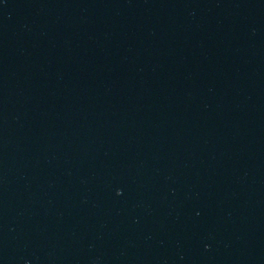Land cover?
Segmentation results:
<instances>
[{"label": "water", "instance_id": "95a60500", "mask_svg": "<svg viewBox=\"0 0 264 264\" xmlns=\"http://www.w3.org/2000/svg\"><path fill=\"white\" fill-rule=\"evenodd\" d=\"M0 264H264V0H0Z\"/></svg>", "mask_w": 264, "mask_h": 264}]
</instances>
